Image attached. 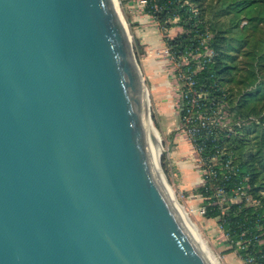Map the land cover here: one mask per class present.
<instances>
[{"label": "water", "instance_id": "1", "mask_svg": "<svg viewBox=\"0 0 264 264\" xmlns=\"http://www.w3.org/2000/svg\"><path fill=\"white\" fill-rule=\"evenodd\" d=\"M146 90L115 0H0V264H212Z\"/></svg>", "mask_w": 264, "mask_h": 264}, {"label": "trees", "instance_id": "2", "mask_svg": "<svg viewBox=\"0 0 264 264\" xmlns=\"http://www.w3.org/2000/svg\"><path fill=\"white\" fill-rule=\"evenodd\" d=\"M204 1L146 0L144 7L162 26L182 27L175 36L166 37V42L177 55L188 50L201 53L199 60L203 67L196 73V88L207 92V97L202 100L216 109L224 104L228 116L237 118L236 114L241 117L239 113L242 114L243 108L253 109L255 99L264 96V37L254 40L246 50L250 61H245L249 68H245L247 72L243 78L235 76L234 71L239 67L233 60L236 52H242L241 46L245 45L243 43L245 29L248 26L258 27L264 24V0H217L219 6L217 10L221 14L232 13L239 17L228 29L234 30L235 43H228L226 49L218 43L217 34L210 33L205 12L207 3ZM175 17L178 19L175 20ZM209 49L212 52L207 54L206 51ZM191 61L195 63L196 59L191 57ZM231 82H234V88L229 84ZM241 82L254 86L247 90L243 89V92L241 90L235 98L234 89ZM245 127V124H241L234 129L229 123L216 136H212L214 141L212 138L207 140L204 152L215 151L217 145L224 147L225 152L221 154V158L224 161L232 158L235 167L229 179L225 180L224 187L227 193L235 195L234 189L241 185L254 198L255 203L245 198L240 201L215 202L216 197L211 196L214 188L210 185H199L195 192L205 196V215L218 217L223 224L229 241L234 246L231 250L238 249L246 264H264V130H261L258 146L245 151L243 141L236 147H233L232 143L229 144V140L233 141L238 137L237 134L242 135ZM162 160L165 167L167 157L163 155ZM250 258H253V261Z\"/></svg>", "mask_w": 264, "mask_h": 264}, {"label": "rangeland", "instance_id": "3", "mask_svg": "<svg viewBox=\"0 0 264 264\" xmlns=\"http://www.w3.org/2000/svg\"><path fill=\"white\" fill-rule=\"evenodd\" d=\"M120 11L123 15V18L128 26L132 43L135 51L136 58L142 70V73L145 78V82L149 91L150 98V111H151V120L153 126L157 132V136L160 138V145L163 149H167L169 144L174 143V133L176 135L179 122L170 117L169 119L163 120L158 117V103L156 94H154L152 89V83L149 79V74H147L146 67L147 57L152 66L156 63L163 68V56L159 52L160 45L164 44L166 37L172 36L173 34L181 31L182 27L180 25H174L172 27L162 26L144 7V3L141 0H116ZM207 3V8H205L206 16L210 25V33L217 34L218 43L223 46L224 49L227 48L228 43H235L233 40L234 30H228L231 25L237 22L239 19L235 14H221L217 9H219L217 0H205ZM206 7V5H205ZM231 15L233 18H231ZM240 26L243 24V20L240 22ZM243 43L244 46H241L242 52H236L233 63L238 65V70L234 71L235 76L243 78L246 74V69L249 68V65L245 61H250L249 56L246 54V50L250 47V44L254 40H259V38L264 37V24L258 25V27L248 26L244 31ZM146 47V48H145ZM148 47L150 50H148ZM149 51L151 54H149ZM154 55V56H153ZM243 61V62H242ZM150 66V65H149ZM157 70L156 66L153 67ZM244 68V69H242ZM246 68V69H245ZM165 79L163 84H168V96L170 101H172L168 106L167 110L171 112L175 110L180 118V113L175 107V93L173 89V77L166 71H164ZM234 88V82L229 83ZM253 84L247 82L238 83L237 88L234 89V97L243 92V89L247 90L253 87ZM255 104L253 109L243 108L241 117H238L236 114L234 116H229L227 121L234 127L241 126L245 124L246 127L242 132V135H238L233 141L229 140V144L232 143L233 147L241 145V141L244 143V150L255 149L258 146L257 141L260 139L261 130H264V96L259 99H255ZM174 107V108H173ZM173 116V112L171 113ZM241 123V124H240ZM176 125V126H175ZM171 127L173 130L170 133H165L164 129ZM257 129V132H255ZM174 131V132H173ZM238 149V148H236ZM238 151V150H237ZM169 152H166L163 155L169 156ZM160 168L164 179L167 184L172 187L174 190L175 199H177L181 207H183L184 212L187 217L193 221L197 226L198 232L201 235L202 240L218 259L220 264H246L245 260L238 253V249L233 248V243L229 241V235L225 231L224 227L220 226V221L218 217H209L204 213L199 211L200 206L202 205V196L199 193L195 192V188L200 184V182L195 183V188L191 190V194L186 193L179 185L176 183L175 179L177 177V170L173 169L172 165L168 164L166 161V166H163V160L161 157ZM171 190V189H170ZM172 192V191H171ZM264 193V191H263ZM173 194V192H172Z\"/></svg>", "mask_w": 264, "mask_h": 264}, {"label": "built area", "instance_id": "4", "mask_svg": "<svg viewBox=\"0 0 264 264\" xmlns=\"http://www.w3.org/2000/svg\"><path fill=\"white\" fill-rule=\"evenodd\" d=\"M141 2L145 5L146 0H141ZM176 19L178 17H175ZM159 52L163 56L164 71L173 77L175 107L180 113L177 132L185 136L191 144L194 166L199 173V185H210L214 188V193L211 196L216 197L215 202L240 201L245 198L247 201L255 203L254 198L241 185L234 189L235 195L227 193L224 187L225 180L229 179L235 167L232 158L225 161L221 158V154L225 152L224 147L217 145L215 151L204 152L207 140L212 138L214 141L212 136H216L229 124L227 121L229 116L224 104L218 106L217 109L214 108L202 100L207 97V92L196 88V73L203 67L199 60L201 53L188 50L177 55L166 40L163 45H160ZM211 52L210 49L206 51L207 54ZM191 57L196 59L195 63L191 61ZM201 196L202 205L199 211L205 214V196ZM220 226L223 227V224L221 223ZM250 260L253 261V258Z\"/></svg>", "mask_w": 264, "mask_h": 264}, {"label": "crops", "instance_id": "5", "mask_svg": "<svg viewBox=\"0 0 264 264\" xmlns=\"http://www.w3.org/2000/svg\"><path fill=\"white\" fill-rule=\"evenodd\" d=\"M148 50H150L149 47ZM149 54H151L150 51ZM148 58L149 57H147L146 62V67L148 71L146 70V72L147 74H149V79L153 85V92L154 94H156L159 114L158 117L162 118L163 120L169 119L170 117H174L177 122H180V118L177 115L178 113L175 110L172 111L173 116L170 110L166 111L167 106L172 101H170L171 99L168 96V93L166 92L168 91V84L162 83L165 79V75H163L164 69L161 68L158 63L152 66V64L148 62L150 61ZM155 66L157 70L153 68ZM172 130L173 129L171 127H168V129L166 130L164 129L165 133H170L172 132ZM173 141L174 143L168 156V164L172 165L174 167L173 169L178 171L175 181L179 185V187L186 191V193L191 194V190L195 188V183L199 181V173L194 166L191 144L185 136L179 134L178 132H176V135L174 133Z\"/></svg>", "mask_w": 264, "mask_h": 264}, {"label": "bare ground", "instance_id": "6", "mask_svg": "<svg viewBox=\"0 0 264 264\" xmlns=\"http://www.w3.org/2000/svg\"><path fill=\"white\" fill-rule=\"evenodd\" d=\"M116 1V0H115ZM117 3V1H116ZM118 5V3H117ZM146 101L147 103L150 105V98H149V91L148 88L146 90ZM147 127H148V134L150 136V150L152 152V157H153V161H154V166L156 168V170L160 173V176L162 178V180L164 181L170 195L172 196V199L174 200V203L177 207V210L179 212V214L181 215V217L183 218V220L185 221V223L187 224V226L190 228V230L192 231V233L194 234V236L197 238V240L200 242V244L203 246V248L205 249L207 255L209 256L211 263L212 264H220V262L218 261V259L214 256V254L211 252V250L208 248V246L205 244V242L202 240L200 233L198 232L197 226L193 223V221H191L186 213L183 210V207L180 206V204L178 203L179 201L177 199H175V197L173 195H175L174 190L172 189V187H170L166 180L164 179L165 177H163L162 175V170L160 168V154L163 150V148L160 145V138L157 136V132L153 126L152 120L150 119V117H147ZM171 189V190H170ZM173 194H172V192Z\"/></svg>", "mask_w": 264, "mask_h": 264}]
</instances>
